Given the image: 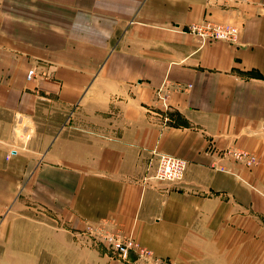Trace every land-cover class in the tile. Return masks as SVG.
<instances>
[{"label": "crops", "instance_id": "crops-1", "mask_svg": "<svg viewBox=\"0 0 264 264\" xmlns=\"http://www.w3.org/2000/svg\"><path fill=\"white\" fill-rule=\"evenodd\" d=\"M202 19L236 25L237 42L184 31ZM261 120L264 0H0V264H107L72 250L101 221L149 264H264ZM158 152L187 161L182 180L143 182Z\"/></svg>", "mask_w": 264, "mask_h": 264}, {"label": "built area", "instance_id": "built-area-1", "mask_svg": "<svg viewBox=\"0 0 264 264\" xmlns=\"http://www.w3.org/2000/svg\"><path fill=\"white\" fill-rule=\"evenodd\" d=\"M184 31L199 37L202 41L222 40L235 43L237 42L239 35V28L236 25L227 22H215L209 19L192 22L187 25ZM34 76L35 69H29L27 79L30 80ZM169 90L170 84L168 82H165L157 89V99L164 113H166L170 107L168 101ZM161 116L163 118L162 125L166 126L168 123V117L166 114ZM259 126L264 132V120H261ZM226 152L232 155L234 159L241 161L248 168L253 167L258 162L256 155L248 150L230 148L227 149ZM6 159H9V154L6 156ZM186 166L187 161L184 158L158 152L155 170L149 177L144 178L143 182L146 183L148 180L152 179L158 182L176 183L184 177ZM109 223L112 224L110 221H101L96 225L92 224L91 228L97 229V227L101 226L104 229L106 224ZM106 236H108L107 240L111 243L113 249L116 251V254L122 259H126L129 257V254L134 251V253H137L140 258L141 264H149L152 262L156 263L160 261L159 259H153L151 251L140 246L139 243L131 237V235H124L119 231H116L112 234H106ZM164 262V264H170L169 261Z\"/></svg>", "mask_w": 264, "mask_h": 264}, {"label": "rangeland", "instance_id": "rangeland-1", "mask_svg": "<svg viewBox=\"0 0 264 264\" xmlns=\"http://www.w3.org/2000/svg\"><path fill=\"white\" fill-rule=\"evenodd\" d=\"M150 176V175H149ZM146 176V177H149ZM145 177V178H146ZM144 179V178H143ZM40 218L48 219V215L41 211L39 213ZM97 224V223H96ZM95 224V225H96ZM92 224H86L85 227L76 229L77 231L76 238L73 239V245H72V250L80 251V250H88V251H98L105 253L107 256V264H116V251L113 249L111 243L108 242L106 234H112L116 232V227L109 223L106 224V227L103 229L101 226L97 227V229L91 228ZM42 229V233H43ZM64 229L57 230V235L58 237H61L65 234H68L67 232L63 231ZM72 231V232H75ZM44 234V233H43ZM134 240L135 238L131 236ZM138 243V242H137ZM140 245V244H139ZM141 246V245H140ZM40 249L41 251H57L60 255L61 253H67L68 246H65L64 244H49V243H44L42 242L40 244ZM134 253V251H132ZM120 258V257H119ZM128 259H122L120 258V261L125 262ZM41 264H65L66 262H69L68 260L65 259H57V260H41ZM74 262V261H73Z\"/></svg>", "mask_w": 264, "mask_h": 264}]
</instances>
